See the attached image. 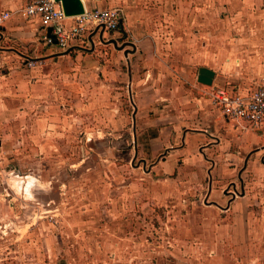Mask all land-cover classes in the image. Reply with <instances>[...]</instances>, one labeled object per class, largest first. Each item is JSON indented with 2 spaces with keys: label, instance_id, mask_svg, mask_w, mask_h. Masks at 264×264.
I'll list each match as a JSON object with an SVG mask.
<instances>
[{
  "label": "rangeland",
  "instance_id": "374dc122",
  "mask_svg": "<svg viewBox=\"0 0 264 264\" xmlns=\"http://www.w3.org/2000/svg\"><path fill=\"white\" fill-rule=\"evenodd\" d=\"M214 1L189 50L129 60L96 43L32 65L0 52V264H264V134L223 126L207 95L254 87L264 16ZM204 128L224 137L209 159L173 149Z\"/></svg>",
  "mask_w": 264,
  "mask_h": 264
},
{
  "label": "crops",
  "instance_id": "0c3cea01",
  "mask_svg": "<svg viewBox=\"0 0 264 264\" xmlns=\"http://www.w3.org/2000/svg\"><path fill=\"white\" fill-rule=\"evenodd\" d=\"M83 6L86 9L92 8H119L122 11V23L118 31L113 32V40L116 41V46L112 44H104L100 42V37L103 40H109V33H101L98 35H90L87 37V41H79L76 45H71L69 49L73 50L67 55H59L56 53L57 50L53 46H46L42 42L43 30L36 20H26L20 13L23 5V0H0V14L9 13V17L0 22V52L3 53H16L20 56L26 57L36 61L38 59L43 60L46 57L58 58V57H69L70 54L74 51L91 52L94 50L95 44H104L112 45L116 51L122 54L123 57L131 59L134 56L147 57L149 50L152 52H157L162 49H170L173 42L177 40H184L185 48L188 50L191 48V37L196 34L198 17H204L208 19L212 17V7L215 5L214 0H81ZM235 2L239 5L237 8H241L242 14H247L248 16H264V0H219V9H225L226 2ZM198 3L202 6H198ZM250 12L252 14H250ZM209 23V22H208ZM207 24V20H205ZM181 35L183 36L181 38ZM179 38H176V37ZM89 38L92 39L94 47L92 50L91 42ZM88 42V43H87ZM187 42V43H186ZM9 43L14 45H19L28 50L30 55H24L19 53L16 48L12 45L7 47H2V44ZM124 46V47H123ZM90 47V49H88ZM123 47V48H122ZM44 48V49H43ZM52 48V49H49ZM122 48V49H120ZM45 51L44 54L36 56L37 52ZM55 53H52V51ZM68 50V49H67ZM47 51L52 55H48ZM126 54V55H125ZM154 55V54H153ZM148 64V61H145ZM258 66V65H256ZM260 75L256 76L255 81L264 77V66L258 67L256 69ZM262 73V75H261ZM238 74V73H237ZM244 74V73H239ZM238 74V75H239ZM216 76V73H215ZM254 77V76H253ZM147 78V77H146ZM147 79H145L146 81ZM216 80L214 77L213 84ZM129 81H134V79L129 78ZM212 84V85H213ZM128 91L130 88L128 86ZM131 93V92H130ZM132 96V95H131ZM204 114L211 116L210 110H205ZM136 115V114H135ZM207 118L205 117L204 121ZM223 126L228 129L231 128L236 133H243L245 135H259L264 134V132H242L234 128L230 123L226 122L221 116ZM193 136L188 138L187 136ZM224 137H219L214 135V131L210 128L196 129L190 132H185L179 138V145L174 150L182 151L184 150L185 144H189V148L192 147L193 143L199 146L198 149L204 150L205 159H209L207 156V151L211 150V147L214 145L213 141L215 140L216 145H220L223 142ZM135 140V138H134ZM168 140V139H167ZM161 157H164L165 154ZM135 154V153H134ZM247 159L245 160L244 166ZM143 167H145V161H141ZM146 172L150 171V168ZM244 192L241 190L239 196H243ZM233 196V195H232ZM235 197H232L233 200ZM231 203V201H230ZM214 204V203H213ZM215 205V204H214ZM228 205V204H227ZM230 205V204H229ZM229 208V206H228Z\"/></svg>",
  "mask_w": 264,
  "mask_h": 264
},
{
  "label": "built area",
  "instance_id": "2783aa9c",
  "mask_svg": "<svg viewBox=\"0 0 264 264\" xmlns=\"http://www.w3.org/2000/svg\"><path fill=\"white\" fill-rule=\"evenodd\" d=\"M18 13L26 20L38 21L43 30L42 42L55 47L59 53L79 41H87L92 34L118 31L123 17L119 8L85 7L82 14L67 17L61 4L54 0H23ZM8 17L9 13L0 14V22ZM32 61L27 59L29 65ZM207 95L209 102L234 128L242 132H264V77L245 90L212 86Z\"/></svg>",
  "mask_w": 264,
  "mask_h": 264
},
{
  "label": "water",
  "instance_id": "95a60500",
  "mask_svg": "<svg viewBox=\"0 0 264 264\" xmlns=\"http://www.w3.org/2000/svg\"><path fill=\"white\" fill-rule=\"evenodd\" d=\"M54 1L55 2H59L61 4V7H62L63 12H64V15L67 16V17L80 15L84 11V6H83V3H82L81 0H54ZM49 33H50V30L48 29V35H49ZM89 40L91 42V46H92V50H93V47H94L93 41H92L91 38H89ZM99 40H100L101 43H104V44L105 43L106 44L110 43L113 46H116V41L113 40V39H110L108 41H105V40H103L102 37H100ZM53 43L55 44V40L54 39H53ZM122 48H120V49H122ZM72 50H73V48L68 49V50H66L64 52L59 53V55H67ZM214 77H215V72L214 71H212L211 69H208L206 67H200L197 70L196 81L199 84L204 85V86H212ZM129 97H130V102L133 104L132 96H131V93L130 92H129ZM133 108H134V110H133V114H132V121H133V134H134V137H135L134 126H135L136 107H135L134 104H133ZM134 153H135V155H134V159H135V157L137 155L136 146H134ZM232 197H235V194H233ZM214 204L216 205V203H214ZM229 204H230V201L228 202L227 207L223 208V210H227Z\"/></svg>",
  "mask_w": 264,
  "mask_h": 264
},
{
  "label": "bare ground",
  "instance_id": "6f19581e",
  "mask_svg": "<svg viewBox=\"0 0 264 264\" xmlns=\"http://www.w3.org/2000/svg\"><path fill=\"white\" fill-rule=\"evenodd\" d=\"M12 179L14 180V177H12ZM12 179H10L11 180V182L13 181ZM18 179H21V178H18ZM27 180H28V185L30 184V183H32V179L31 178H29V177H27ZM26 180V181H27ZM34 181H37V180H34ZM27 185V184H26ZM12 186L14 187V184H13V182H12ZM16 186V185H15ZM16 189H18V188H16ZM27 192V191H26ZM28 193V192H27ZM27 193H25V194H27ZM28 195V194H27ZM31 196V195H30Z\"/></svg>",
  "mask_w": 264,
  "mask_h": 264
}]
</instances>
